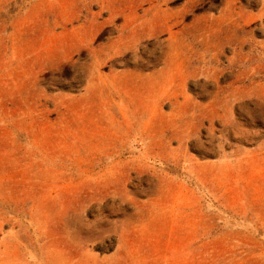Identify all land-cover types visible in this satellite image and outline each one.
<instances>
[{
  "label": "rangeland",
  "instance_id": "1",
  "mask_svg": "<svg viewBox=\"0 0 264 264\" xmlns=\"http://www.w3.org/2000/svg\"><path fill=\"white\" fill-rule=\"evenodd\" d=\"M0 264H264V0H0Z\"/></svg>",
  "mask_w": 264,
  "mask_h": 264
},
{
  "label": "bare ground",
  "instance_id": "2",
  "mask_svg": "<svg viewBox=\"0 0 264 264\" xmlns=\"http://www.w3.org/2000/svg\"><path fill=\"white\" fill-rule=\"evenodd\" d=\"M132 74V73H131ZM126 75V74H125ZM132 76V75H131ZM131 76H129L128 78H131ZM135 76H136V74L134 75V77L132 78V80H131V85L132 86H135V87H143V85H145V81H139V80H137L136 78H135ZM140 76V75H139ZM119 77V76H118ZM124 77V76H123ZM115 78H117V77H115ZM121 78V77H120ZM157 78V77H156ZM127 79V78H126ZM115 80H117V79H115ZM123 80V79H122ZM152 80V79H151ZM170 80V79H169ZM112 81V80H111ZM118 81V80H117ZM116 81V82H117ZM119 83L121 82V81H118ZM158 82V81H157ZM162 82V81H161ZM170 82V81H169ZM119 83H117V84H119ZM123 83H124V81H123ZM148 83H149V81H148ZM127 84H129V83H127ZM149 84H152L151 82L149 83ZM162 84V83H161ZM130 85V84H129ZM153 85V84H152ZM150 86V85H149ZM154 87H156L155 85H154ZM150 88V87H149ZM149 91V90H148ZM103 98V97H102ZM93 99V98H92ZM101 99V98H100ZM90 101V100H89ZM118 108V107H117ZM138 113V109L137 108H134L132 111H131V114L132 115H136ZM122 116L123 117H125V118H128V117H130L129 115H128V113L126 112V109L125 110H123V113H122ZM125 118H124V120H125ZM129 121V120H128ZM126 122H127V119H126Z\"/></svg>",
  "mask_w": 264,
  "mask_h": 264
}]
</instances>
